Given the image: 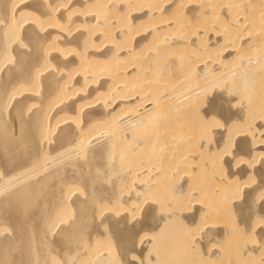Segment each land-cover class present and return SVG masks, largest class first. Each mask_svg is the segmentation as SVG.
<instances>
[{"label": "bare ground", "instance_id": "bare-ground-1", "mask_svg": "<svg viewBox=\"0 0 264 264\" xmlns=\"http://www.w3.org/2000/svg\"><path fill=\"white\" fill-rule=\"evenodd\" d=\"M0 264H264V0H0Z\"/></svg>", "mask_w": 264, "mask_h": 264}, {"label": "clouds", "instance_id": "clouds-1", "mask_svg": "<svg viewBox=\"0 0 264 264\" xmlns=\"http://www.w3.org/2000/svg\"><path fill=\"white\" fill-rule=\"evenodd\" d=\"M249 65L253 63V61H248ZM239 73L233 74V77L236 78L235 86H234V94L236 96V100L240 105L248 104L255 96V86L256 79L255 76L249 72L244 78L237 79ZM233 77H229L225 81L226 87H232Z\"/></svg>", "mask_w": 264, "mask_h": 264}]
</instances>
